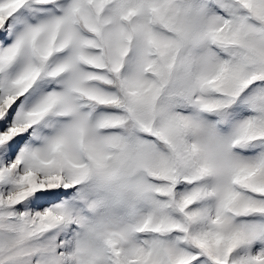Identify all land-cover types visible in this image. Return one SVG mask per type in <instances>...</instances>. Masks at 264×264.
Returning <instances> with one entry per match:
<instances>
[{
	"label": "snow or ice",
	"instance_id": "snow-or-ice-1",
	"mask_svg": "<svg viewBox=\"0 0 264 264\" xmlns=\"http://www.w3.org/2000/svg\"><path fill=\"white\" fill-rule=\"evenodd\" d=\"M0 264H264V0H0Z\"/></svg>",
	"mask_w": 264,
	"mask_h": 264
}]
</instances>
